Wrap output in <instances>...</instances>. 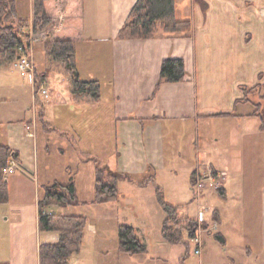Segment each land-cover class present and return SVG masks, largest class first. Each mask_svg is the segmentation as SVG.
<instances>
[{"label": "crops", "instance_id": "obj_1", "mask_svg": "<svg viewBox=\"0 0 264 264\" xmlns=\"http://www.w3.org/2000/svg\"><path fill=\"white\" fill-rule=\"evenodd\" d=\"M63 2L65 6L75 5V13L81 18L80 38L76 42L78 75L83 81L95 80L99 83L100 99L96 102L88 99L75 100L68 76L62 66L50 62L44 50H39L35 43L28 46L27 55L34 61V75L42 76L48 85L49 96L56 92L55 96L61 99L59 102L64 103L61 105L62 109L58 111V117L61 119L59 130L63 131L60 133L62 143L73 145L68 140V134L78 130L81 106L89 107L90 110H96L103 105L107 110L111 108L114 133L103 149L107 150L108 143L110 144L111 155L115 159V170L109 168L110 171L107 168V171L120 174L121 177L114 178L110 175L116 179L118 188V199L115 201L105 204L81 201L77 197V188L73 182L79 204L65 208L52 206L49 212L59 216H81L72 210L89 204L100 207L114 206L120 203L123 196L129 195L119 190L117 182L119 179H125V176L130 180L143 178L152 171L158 169L164 171L162 157L164 120L182 123L196 120L197 123L203 118H256L249 116L250 109H243L239 114V108L249 104L238 103L235 106V102L243 96L242 87L252 88L259 84L264 91V0H175V16L178 20L191 22L192 35L175 38L159 33L147 40H121L117 37L136 0H64ZM32 4V0H16L18 20L32 24ZM42 34H47V31ZM87 45L91 52L96 53L89 61L80 54L81 48ZM36 55L42 58L40 64L35 62ZM166 59L183 61L185 67L183 81L177 83L161 81V63ZM12 61L0 66V81L9 77V73L13 70ZM53 74L57 75L56 79L60 77V81L68 84L65 88H68L69 92L61 90ZM26 77L31 83L28 76ZM51 78L54 79L52 82ZM31 85L33 92L34 86L32 83ZM257 95L264 96L263 92ZM68 96L70 97L67 98ZM36 98L33 96L34 113L31 119L25 117L12 119L17 118L18 112L0 107L2 139L0 144L18 153L16 160L18 167L7 177L8 201L0 204V225L7 230L5 248L7 259L6 262L3 261L5 263L0 261V264H39V247L43 244H54L58 239L55 233L39 231L38 225L37 203L44 193L39 189L51 185H49L50 180L42 181L41 185L39 183L37 128L41 123L45 127L43 133L47 135L57 129L48 121L55 112L48 110L45 104L39 110L35 107ZM0 102H3L2 97ZM40 112L42 120L38 118ZM194 130V128L191 130L190 149H194L196 155L193 157L195 165L190 175L194 170H197L201 176L208 175L210 170H215L221 176H225L222 188L227 197L231 186L227 181H236L237 168H233L230 161L222 163L218 159H209V154L206 155L208 159L200 161L199 154L204 149L198 139V129L196 132ZM257 131L264 133L260 131L259 125ZM195 134L196 139H194ZM105 140L101 142L106 143ZM90 145L95 150L98 149L97 141H91ZM47 150L48 147L44 146V151ZM57 151L64 154V148H59ZM70 151L74 161L83 157L79 149L75 152V149L70 148ZM78 155L81 156L80 159ZM97 170L102 171L103 178L104 171L98 167L94 168L95 178ZM154 176L155 174H152L148 178ZM177 176V171L172 170L164 175V179L175 180ZM52 181L62 184L57 179ZM157 192H160L159 187ZM87 226L90 227L92 234H96L97 227L91 225L88 220ZM139 242L141 243L140 240ZM96 249L108 253L102 246ZM80 253L71 259L69 264H78Z\"/></svg>", "mask_w": 264, "mask_h": 264}, {"label": "rangeland", "instance_id": "obj_2", "mask_svg": "<svg viewBox=\"0 0 264 264\" xmlns=\"http://www.w3.org/2000/svg\"><path fill=\"white\" fill-rule=\"evenodd\" d=\"M42 33L35 35L37 40L33 42L39 50L43 49V43L47 38V34ZM87 46L81 48L80 54L89 61L96 53L91 52ZM30 60L34 64V61ZM35 62L38 64L42 62L40 55L35 56ZM82 73L84 74V71ZM55 76L57 75L53 74V77ZM59 79H56V82H59L61 90L69 92V89L65 88L68 84ZM53 80L51 78V82ZM31 83L24 74L11 70L9 77L0 81V97L3 101L0 102V107L18 112L17 118L12 119L23 117L31 119L35 96L48 107V110L55 112L48 121L57 129L56 131L49 135L44 134L45 127L41 123L37 128L39 183L41 185L42 181L50 180L49 185H52L54 183L52 179H57L62 184L72 181L76 185L78 199L87 203L92 202L95 197L94 168L98 167L104 171L105 181L110 177L107 168L115 170V159L112 158L110 144L108 143L107 150L103 149L114 133L111 108L107 110L103 105L96 110H90L89 107L81 106L80 118L77 119L78 130L68 134V140L73 145H67L60 140V133L63 131L59 130L61 119L58 117V111L62 109L61 105L64 103L59 102L61 99L55 96L56 92L47 99L36 94V86L33 83L32 92ZM46 86L50 95L49 87L47 84ZM261 92L264 94L263 90ZM257 94L250 96V99L261 104L260 110L264 112V99H260ZM35 107H38L36 101ZM243 109H250L251 112L253 110L251 105H245L239 108L238 113L241 114ZM167 121H163L162 127L164 171L158 169L145 174L143 178L130 180L125 176V179H119L117 181L119 190L130 196H123L120 203L114 206L93 207L89 204L72 210L97 227L96 234H92L90 227L86 226L78 264H264V133H257L258 119L215 117L199 119L197 123L196 120L195 122L188 120L187 123ZM191 128L195 129L194 132L198 129V139L203 145L204 151L199 154L200 161L208 159L206 155L209 154V159H218L222 163L230 161L232 167L237 168L236 181H227L231 186L226 198L216 193V190L225 183V176L222 175L216 182L205 181L200 196L192 200L189 175L195 165L193 157L196 152L190 149ZM196 137L195 134L194 139ZM93 140L98 144L96 150L90 145ZM101 140H105L106 143H102ZM44 146L48 147L47 151H44ZM59 148H64V154L57 151ZM70 148L75 149V152L79 149L83 157L78 155L81 159L74 161ZM172 170L177 171V178L164 179V175ZM152 174H155L154 178H148ZM158 187L159 194L168 205L179 206L181 216L204 220L208 224V231L199 235L200 247L194 239L187 237H184V242L179 245H170L164 241L161 236V225L166 216L156 203ZM39 190L41 193L44 192L41 187ZM214 214L220 217V226L217 224L216 228H212ZM120 226L134 229L135 236L143 244L145 252L125 254L120 251L118 243ZM216 232H220L224 237V245L214 237ZM0 236V261L6 262L7 230L1 225ZM101 246L108 253L96 249ZM197 248L199 253H196Z\"/></svg>", "mask_w": 264, "mask_h": 264}, {"label": "trees", "instance_id": "obj_3", "mask_svg": "<svg viewBox=\"0 0 264 264\" xmlns=\"http://www.w3.org/2000/svg\"><path fill=\"white\" fill-rule=\"evenodd\" d=\"M64 0H32L34 34L47 31V38L43 43L46 58L53 63L60 64L68 76L71 93L77 101L88 99L96 102L100 99V85L97 81H83L80 79L76 68V42L79 40L81 18L75 13L73 7L65 6ZM16 0H0V66L10 63L18 56V47L29 44V36H21L20 29L25 25L17 19ZM193 27L188 20H178L175 16V0H136L127 19L118 32L121 40H147L157 34L166 37H190ZM160 78L164 83H177L185 78V67L181 59H166L161 63ZM45 82L40 75H36V84ZM261 86L258 84L252 88L242 87L243 96L235 102L252 106L249 116L256 117L259 121V129L264 132V112H261V104L255 103L250 96L257 92L261 94ZM260 92V93H259ZM263 98L264 96H259ZM39 110L42 103L36 98ZM42 120V114L39 113ZM18 153L8 146L0 144V204L8 201L7 180L2 169L10 160H17ZM102 171L97 170L95 178V197L93 203L105 204L118 199L116 179L109 177L105 181L101 177ZM218 179L221 175L215 170L208 173ZM203 176L194 170L189 179L192 200L197 198L195 191L198 179ZM217 194L226 198L225 190L219 187ZM157 203L160 205L165 218L161 225V236L170 245H179L184 242V237L194 239L198 236L199 228L206 229L208 224L202 220L191 219L179 214V207L168 205L159 192ZM77 200L74 183H54L44 189L42 197L38 200V225L41 232H52L58 236L54 244L41 245L39 247V264H69L76 257L82 247L84 230L87 220L83 216L54 215L49 212L52 206L62 208L76 206ZM213 222L219 224V218L213 215ZM214 237L225 244L224 237L216 232ZM118 243L122 252L138 254L145 250L136 238L134 229L127 226L118 228Z\"/></svg>", "mask_w": 264, "mask_h": 264}, {"label": "built area", "instance_id": "obj_4", "mask_svg": "<svg viewBox=\"0 0 264 264\" xmlns=\"http://www.w3.org/2000/svg\"><path fill=\"white\" fill-rule=\"evenodd\" d=\"M20 34L21 36H29V41L28 46L33 43L35 40H37V37L32 31V24H25L23 27L20 29ZM36 37V38H35ZM27 46H19L18 47V56L12 61V68L26 76L30 79V81L36 86V94H40L44 99H47L49 96L48 88L45 84V82H39V84H36L35 81V69H34V64L30 60L31 58L27 55ZM17 163L15 160H10L8 165L2 169V173L5 179L11 174L15 172L17 169ZM221 178V177H220ZM218 178V179H220ZM218 179L213 178V176L204 175L201 179L197 180L195 191L197 194V197H199L200 190L202 188V185L205 181H210L211 183L218 181ZM199 222H202V220H198ZM217 224H213L212 228H216ZM208 231V228L202 229L199 228L198 236L194 238V240L197 242V246H200V240H199V235L202 232ZM196 253H199V249H196Z\"/></svg>", "mask_w": 264, "mask_h": 264}, {"label": "water", "instance_id": "obj_5", "mask_svg": "<svg viewBox=\"0 0 264 264\" xmlns=\"http://www.w3.org/2000/svg\"><path fill=\"white\" fill-rule=\"evenodd\" d=\"M110 175L114 178H120L121 175L120 174H117V173H114V172H110Z\"/></svg>", "mask_w": 264, "mask_h": 264}]
</instances>
